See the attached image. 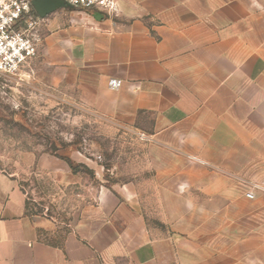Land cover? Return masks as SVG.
Here are the masks:
<instances>
[{"label": "crops", "instance_id": "crops-1", "mask_svg": "<svg viewBox=\"0 0 264 264\" xmlns=\"http://www.w3.org/2000/svg\"><path fill=\"white\" fill-rule=\"evenodd\" d=\"M38 34L37 81L134 130L140 164L61 225L0 168V264H264V0L62 7Z\"/></svg>", "mask_w": 264, "mask_h": 264}, {"label": "rangeland", "instance_id": "rangeland-1", "mask_svg": "<svg viewBox=\"0 0 264 264\" xmlns=\"http://www.w3.org/2000/svg\"><path fill=\"white\" fill-rule=\"evenodd\" d=\"M31 68L19 81L0 79V168L26 191L31 212L61 225L99 186L132 181L140 151L134 130L68 101L38 82ZM31 154L69 160L78 171L69 167L72 175L56 178L32 163Z\"/></svg>", "mask_w": 264, "mask_h": 264}, {"label": "built area", "instance_id": "built-area-1", "mask_svg": "<svg viewBox=\"0 0 264 264\" xmlns=\"http://www.w3.org/2000/svg\"><path fill=\"white\" fill-rule=\"evenodd\" d=\"M34 0H0V79L19 81V75L29 67L39 47L38 28L42 20L33 8ZM66 7L85 12L113 15L118 0H62ZM117 87L119 82L110 80ZM143 137H145L142 134ZM246 197L254 198L255 192H264V185L248 182Z\"/></svg>", "mask_w": 264, "mask_h": 264}, {"label": "water", "instance_id": "water-1", "mask_svg": "<svg viewBox=\"0 0 264 264\" xmlns=\"http://www.w3.org/2000/svg\"><path fill=\"white\" fill-rule=\"evenodd\" d=\"M33 8L39 17L44 18L51 12L62 7H71L65 4L62 0H34L32 2Z\"/></svg>", "mask_w": 264, "mask_h": 264}, {"label": "trees", "instance_id": "trees-1", "mask_svg": "<svg viewBox=\"0 0 264 264\" xmlns=\"http://www.w3.org/2000/svg\"><path fill=\"white\" fill-rule=\"evenodd\" d=\"M68 165H69V167L72 169V171L73 172H77L78 171V169L77 168H75V167H72V165H71V163H70V161L68 160Z\"/></svg>", "mask_w": 264, "mask_h": 264}]
</instances>
